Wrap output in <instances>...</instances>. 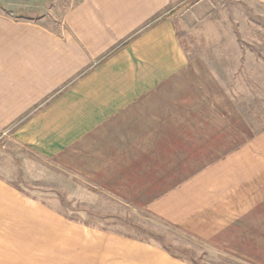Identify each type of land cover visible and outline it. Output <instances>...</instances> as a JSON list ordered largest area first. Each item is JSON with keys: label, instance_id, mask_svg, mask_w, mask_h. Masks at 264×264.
Returning a JSON list of instances; mask_svg holds the SVG:
<instances>
[{"label": "crops", "instance_id": "obj_1", "mask_svg": "<svg viewBox=\"0 0 264 264\" xmlns=\"http://www.w3.org/2000/svg\"><path fill=\"white\" fill-rule=\"evenodd\" d=\"M182 1L0 2V129L22 120L17 139L70 176L222 257L264 264V126L238 100L254 85L191 55ZM232 53L214 56L234 65ZM0 264L196 263L70 219L0 175Z\"/></svg>", "mask_w": 264, "mask_h": 264}, {"label": "rangeland", "instance_id": "obj_2", "mask_svg": "<svg viewBox=\"0 0 264 264\" xmlns=\"http://www.w3.org/2000/svg\"><path fill=\"white\" fill-rule=\"evenodd\" d=\"M174 13L181 41L191 55L200 53L228 83L252 82L253 100L249 94L245 96L247 90L238 88L239 108L248 114L255 129L264 126V5L253 0H183ZM221 49L233 50L234 65L229 58L224 64L216 60L214 52ZM230 68L239 71L230 73ZM21 122L0 129V175L26 194L70 219L157 242L196 264H242L55 167L17 139Z\"/></svg>", "mask_w": 264, "mask_h": 264}]
</instances>
